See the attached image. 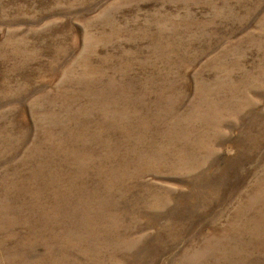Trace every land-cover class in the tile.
Listing matches in <instances>:
<instances>
[{
  "label": "rangeland",
  "instance_id": "1",
  "mask_svg": "<svg viewBox=\"0 0 264 264\" xmlns=\"http://www.w3.org/2000/svg\"><path fill=\"white\" fill-rule=\"evenodd\" d=\"M0 264H264V0H0Z\"/></svg>",
  "mask_w": 264,
  "mask_h": 264
}]
</instances>
